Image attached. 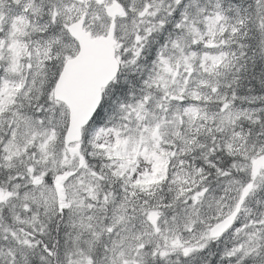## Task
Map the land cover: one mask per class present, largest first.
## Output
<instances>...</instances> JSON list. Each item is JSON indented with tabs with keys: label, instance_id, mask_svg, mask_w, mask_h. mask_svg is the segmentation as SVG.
<instances>
[{
	"label": "snow or ice",
	"instance_id": "1",
	"mask_svg": "<svg viewBox=\"0 0 264 264\" xmlns=\"http://www.w3.org/2000/svg\"><path fill=\"white\" fill-rule=\"evenodd\" d=\"M0 264H264V0H0Z\"/></svg>",
	"mask_w": 264,
	"mask_h": 264
}]
</instances>
